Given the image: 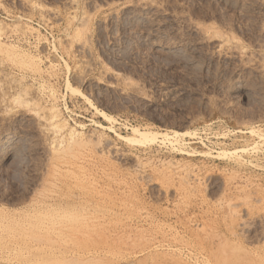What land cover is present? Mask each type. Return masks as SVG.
I'll use <instances>...</instances> for the list:
<instances>
[{
    "label": "rangeland",
    "instance_id": "obj_1",
    "mask_svg": "<svg viewBox=\"0 0 264 264\" xmlns=\"http://www.w3.org/2000/svg\"><path fill=\"white\" fill-rule=\"evenodd\" d=\"M256 254L264 0H0V264Z\"/></svg>",
    "mask_w": 264,
    "mask_h": 264
},
{
    "label": "bare ground",
    "instance_id": "obj_2",
    "mask_svg": "<svg viewBox=\"0 0 264 264\" xmlns=\"http://www.w3.org/2000/svg\"><path fill=\"white\" fill-rule=\"evenodd\" d=\"M87 44V43H86ZM82 48V47H81ZM86 48V47H85ZM84 48V49H85ZM219 48H221V47H219ZM56 109V108H55ZM54 111V110H53ZM56 111V110H55ZM54 111V112H55ZM58 112H56V114H52V118L50 119L51 121L53 120V122H54V125L55 126H53L54 128V130L55 131H62V130H66V125L67 124H64V122L63 123H60V121H58ZM104 115V117L106 118V119H110L111 120V117H109V116H107L106 114H103ZM51 116V115H50ZM61 117V116H60ZM50 122V121H49ZM52 124V123H51ZM52 127V126H51ZM72 133V132H71ZM55 134V133H54ZM57 135H58V133H57ZM133 136H134V138L132 139V137H129V138H131V139H129V140H131V142L132 141H134V140H136L135 142H139V143H143V144H146V143H155V138L153 137V136H151L150 134H148V133H143L141 130H139L138 128L136 129H133ZM176 143V142H175ZM254 257L255 258H258V259H260L261 261H264V257H261L259 254H256V255H254ZM75 260V259H74Z\"/></svg>",
    "mask_w": 264,
    "mask_h": 264
}]
</instances>
